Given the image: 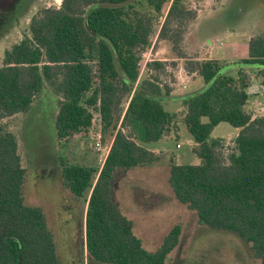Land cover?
<instances>
[{
	"label": "trees",
	"instance_id": "trees-1",
	"mask_svg": "<svg viewBox=\"0 0 264 264\" xmlns=\"http://www.w3.org/2000/svg\"><path fill=\"white\" fill-rule=\"evenodd\" d=\"M160 18L158 41L177 52L197 18L183 0H63L60 9L39 12L30 37L6 52L0 66V264H62L44 212L25 204L19 138L7 122L27 114L47 85L59 98L60 140L88 135L95 123L113 140L101 170L62 164L64 186L87 203L89 264H166L180 229L150 253L112 196L118 170L162 165L164 154L146 145L178 132L179 114L163 107L175 90L160 82L166 64L149 62L146 78L141 75ZM248 45V57L232 65L179 52L186 70L205 85L180 97L186 109L182 124L194 139L200 164L171 160L170 186L200 225L234 235L264 264V117L247 109L252 76L264 86V37ZM221 123L239 130L230 144L211 139Z\"/></svg>",
	"mask_w": 264,
	"mask_h": 264
},
{
	"label": "rangeland",
	"instance_id": "rangeland-1",
	"mask_svg": "<svg viewBox=\"0 0 264 264\" xmlns=\"http://www.w3.org/2000/svg\"><path fill=\"white\" fill-rule=\"evenodd\" d=\"M62 1H41L36 10H32L29 16L26 13L20 23L14 24L11 30L0 37V66L6 52L30 35L31 16L40 8L58 7ZM183 1L190 10L196 12L197 18L189 23L177 52L173 51L169 42L158 41L159 30L164 23V18H160L153 46L145 56L146 62L159 61L167 66L160 82L170 85L175 91L173 101H163V107L167 112L179 114L178 132L172 130L170 137L146 145L148 150L164 154L165 162L162 165L130 171L118 170L114 174L113 200L133 222L135 236L150 253L157 252L174 229H180L178 245L168 256L166 264H261L252 255L250 246L234 235L210 231L200 225L196 213L179 203L170 186L169 165L171 160L177 165L200 164V159L193 152L194 139L182 124L181 117L186 109L180 100L182 96L196 93L199 85L196 82L184 88L183 84H179V72L186 63V60L179 58V52L189 58L210 55L217 60L227 59L230 55L247 57L249 41L254 37H264V0ZM141 75L143 79L146 78L145 67ZM231 75L236 76L237 71H231ZM250 100L253 105L258 103L256 109L250 107V111L258 115L257 110L264 107V94L257 99L250 97ZM58 102L59 98L47 85L27 114L7 122L19 138V153L26 170L23 186L25 204L44 212L62 264H89L90 257L85 247L87 203L64 186L61 170L63 163L67 166L100 169L94 146L96 138L89 133L60 140L55 128ZM93 127V131L98 132L96 123ZM238 133V129L228 123H221L213 130L211 139H223L230 144ZM102 141L108 148L113 140L109 136L104 138L103 134Z\"/></svg>",
	"mask_w": 264,
	"mask_h": 264
},
{
	"label": "crops",
	"instance_id": "crops-1",
	"mask_svg": "<svg viewBox=\"0 0 264 264\" xmlns=\"http://www.w3.org/2000/svg\"><path fill=\"white\" fill-rule=\"evenodd\" d=\"M208 53H209V55L211 54L209 52V50H208ZM247 57H241L240 58L239 55H238V57L236 55L235 56H231L230 55V57H228L227 59H222V60H219V61H224V62H227L228 64H231L232 65V64L238 63L237 60H239V59H243L244 60ZM201 59H203V60H217V59L212 58L211 55H210V57H205V58H201ZM232 67L235 68V69H237V67H234V66H232ZM181 68H183V69H181L180 72H179L178 82H179V84H182V82H184V84H185L184 88H188V86H190V85H192V84H194L196 82H197V85H199V87H198L197 91H195V92H199L200 90H202L205 87L203 80L196 73H191L190 74L186 70L185 66H183ZM250 72H252V71H250ZM192 77H194V79L190 83V80L192 79ZM252 79H253V81H252V84H251V86L249 88V95H250V97H255L256 99L258 97H263V94H264V86L262 85L261 80L260 79H257L256 80L255 75L252 76ZM174 91H173V93H174ZM173 93H172V95H173ZM172 98H174V96H172L168 100L169 101H173ZM257 105H258V103H256L255 105H253L252 102H251V100L249 99V102H248V105H247V109L249 111H250V107H253V109H256L257 108ZM154 152H156V153H162V152H158V151H154Z\"/></svg>",
	"mask_w": 264,
	"mask_h": 264
},
{
	"label": "flooded vegetation",
	"instance_id": "flooded-vegetation-1",
	"mask_svg": "<svg viewBox=\"0 0 264 264\" xmlns=\"http://www.w3.org/2000/svg\"><path fill=\"white\" fill-rule=\"evenodd\" d=\"M41 1L43 0H18L13 8L8 9V10H1L3 12L0 13V37H2L9 30H11L14 24L20 23L26 13H27L26 16H29L32 10L34 9L36 10L38 8V5H40ZM61 6L62 4L54 8L51 6L40 8V10L36 14L32 15L30 18L29 32H30V25H31L32 19L36 15H38L39 12H41L42 10H48V9H60Z\"/></svg>",
	"mask_w": 264,
	"mask_h": 264
},
{
	"label": "built area",
	"instance_id": "built-area-1",
	"mask_svg": "<svg viewBox=\"0 0 264 264\" xmlns=\"http://www.w3.org/2000/svg\"><path fill=\"white\" fill-rule=\"evenodd\" d=\"M146 54L147 53L144 54V65L145 66H143V68L144 67L146 68V64L149 63V61L146 62V60H145ZM182 84L185 86L184 82H182ZM257 111H258V115L254 114L255 117H264V107H262V108L260 107ZM96 124H97V131L98 132H94L93 131L94 127H93L89 133H90V135L93 134V137L95 136V138H96L94 141V146H95L96 153L99 156V164L101 166V168H100V170H101L107 161L111 147L107 148L104 146L103 141H102L103 140V133H102L103 127L101 124H98V123H96Z\"/></svg>",
	"mask_w": 264,
	"mask_h": 264
},
{
	"label": "water",
	"instance_id": "water-1",
	"mask_svg": "<svg viewBox=\"0 0 264 264\" xmlns=\"http://www.w3.org/2000/svg\"><path fill=\"white\" fill-rule=\"evenodd\" d=\"M17 1L18 0H0V11L13 8Z\"/></svg>",
	"mask_w": 264,
	"mask_h": 264
}]
</instances>
